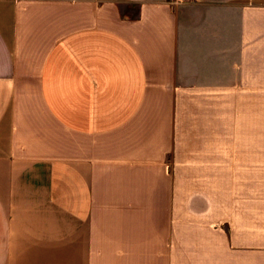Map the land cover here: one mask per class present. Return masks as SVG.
<instances>
[{
    "label": "crops",
    "instance_id": "0c3cea01",
    "mask_svg": "<svg viewBox=\"0 0 264 264\" xmlns=\"http://www.w3.org/2000/svg\"><path fill=\"white\" fill-rule=\"evenodd\" d=\"M253 90L264 0H0V264H264Z\"/></svg>",
    "mask_w": 264,
    "mask_h": 264
},
{
    "label": "rangeland",
    "instance_id": "374dc122",
    "mask_svg": "<svg viewBox=\"0 0 264 264\" xmlns=\"http://www.w3.org/2000/svg\"><path fill=\"white\" fill-rule=\"evenodd\" d=\"M233 101L235 107L223 104ZM220 143L251 149L254 180L264 175V90L222 93Z\"/></svg>",
    "mask_w": 264,
    "mask_h": 264
},
{
    "label": "built area",
    "instance_id": "2783aa9c",
    "mask_svg": "<svg viewBox=\"0 0 264 264\" xmlns=\"http://www.w3.org/2000/svg\"><path fill=\"white\" fill-rule=\"evenodd\" d=\"M180 1H182V0H180Z\"/></svg>",
    "mask_w": 264,
    "mask_h": 264
}]
</instances>
